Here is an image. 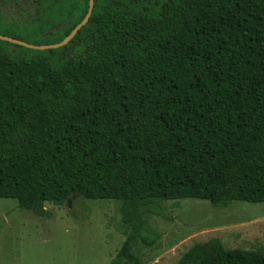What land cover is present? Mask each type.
Listing matches in <instances>:
<instances>
[{
	"label": "trees",
	"instance_id": "16d2710c",
	"mask_svg": "<svg viewBox=\"0 0 264 264\" xmlns=\"http://www.w3.org/2000/svg\"><path fill=\"white\" fill-rule=\"evenodd\" d=\"M2 43L0 198L40 216L74 194L115 200L111 264H142L148 200L264 202V0H95L60 67ZM177 264H264V250L213 238Z\"/></svg>",
	"mask_w": 264,
	"mask_h": 264
},
{
	"label": "rangeland",
	"instance_id": "374dc122",
	"mask_svg": "<svg viewBox=\"0 0 264 264\" xmlns=\"http://www.w3.org/2000/svg\"><path fill=\"white\" fill-rule=\"evenodd\" d=\"M78 1L0 0V35L35 46L53 45ZM2 42L15 60L44 57L59 67L79 52L77 46L34 49ZM45 209L49 216L20 208L16 199L0 198V264H111L126 239L115 200L74 194L60 203L46 202ZM141 210L142 236L154 241L133 245L142 264H177L195 243L213 238L227 248L264 250V202L225 206L193 198L152 199Z\"/></svg>",
	"mask_w": 264,
	"mask_h": 264
},
{
	"label": "water",
	"instance_id": "95a60500",
	"mask_svg": "<svg viewBox=\"0 0 264 264\" xmlns=\"http://www.w3.org/2000/svg\"><path fill=\"white\" fill-rule=\"evenodd\" d=\"M94 5H95V0H90L89 1V8H88V11H87L85 18L71 31V33L66 38H64L61 42L55 43L53 45L35 46V45L27 44V43H25L19 39H15V38L3 36V35H0V40L1 41H7V42H10V43L16 44V45L25 46L28 48H34V49H54V48L64 47V46L68 45L71 42V40L77 35L79 30L85 24H87V22L89 21L91 15L93 13Z\"/></svg>",
	"mask_w": 264,
	"mask_h": 264
}]
</instances>
